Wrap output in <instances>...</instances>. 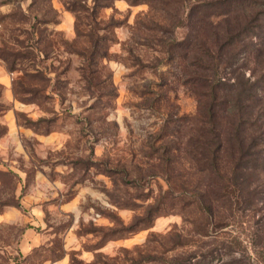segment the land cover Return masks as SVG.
I'll list each match as a JSON object with an SVG mask.
<instances>
[{"label": "rangeland", "instance_id": "374dc122", "mask_svg": "<svg viewBox=\"0 0 264 264\" xmlns=\"http://www.w3.org/2000/svg\"><path fill=\"white\" fill-rule=\"evenodd\" d=\"M205 1L0 0V264H264V168L233 191L235 159L216 176L184 150L200 77L264 98V0L194 17ZM252 18L214 77L199 67Z\"/></svg>", "mask_w": 264, "mask_h": 264}, {"label": "trees", "instance_id": "16d2710c", "mask_svg": "<svg viewBox=\"0 0 264 264\" xmlns=\"http://www.w3.org/2000/svg\"><path fill=\"white\" fill-rule=\"evenodd\" d=\"M233 4L241 5L240 9L242 7L248 9L256 6L257 2L254 0L205 1L198 3L197 7H194L192 14L194 17H209L214 15L215 12H217L215 17L219 16V14L225 15L218 10L229 8ZM192 11L193 9L191 8L190 12ZM256 20V18H252L248 24L246 23L241 29L238 28L235 33L231 31V29H234L233 27L231 29L226 28L214 37L213 45L211 46L202 43L201 49L204 57L197 60L199 67L203 68L205 66L204 62L208 60L211 63L212 76L214 77V74H216L214 72L217 70L218 62L221 59V52L226 47L232 48L233 45L239 44L245 39L257 37L254 30L257 25L252 23L256 22ZM199 21H202V19ZM200 30L196 29L195 32ZM222 40L225 41L226 46H223L224 48L220 46ZM175 44L184 47V49L192 48V46L196 45L188 37ZM213 46H216V52L212 49ZM247 47L249 51H254V47L250 44H247ZM199 81L202 88H208L209 91L201 93V95L197 93L196 95L198 97V108L200 109V125L197 131L190 135L184 144V150L198 171L216 176H219L220 162L223 155H227L232 161L235 159L236 162L231 164L232 169H230L233 173L231 190L239 192L243 182L246 185L247 182L252 180V176L263 172L262 169L264 168V149H262L264 140L261 137L264 133V123H261V119L264 118L263 91H257V83L249 85L247 88L235 82L221 83V81H215L211 78L200 77ZM224 86H228L232 90H235L236 87L237 90L222 91ZM224 113L230 114L231 117L229 131H226L221 125ZM251 130L257 132L258 136L247 140L245 133ZM244 141H248L247 148L244 145ZM168 154H171L169 150ZM237 172L241 173V175H246L247 178L245 176H242V178L238 177ZM164 208H167V211L164 212L173 209L172 206H165L161 202L159 207L150 208L148 212V220L151 219L150 223L153 218L160 215ZM150 223L146 226L148 227ZM136 230L138 229H134L132 225L125 232L132 234Z\"/></svg>", "mask_w": 264, "mask_h": 264}]
</instances>
